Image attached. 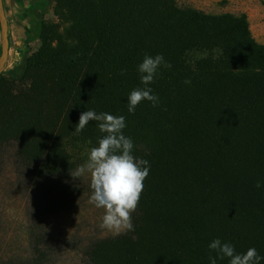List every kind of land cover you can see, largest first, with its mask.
Masks as SVG:
<instances>
[{
  "label": "trees",
  "instance_id": "trees-1",
  "mask_svg": "<svg viewBox=\"0 0 264 264\" xmlns=\"http://www.w3.org/2000/svg\"><path fill=\"white\" fill-rule=\"evenodd\" d=\"M56 2L60 23L38 18L32 39L41 47L22 51L19 69L0 76V169L12 149L36 196L34 224L79 200L82 182L70 172L104 134L95 121L73 131L94 110L125 117L132 154L150 170L134 232L94 241L79 264H210V255L229 264L208 247L217 238L264 257V45L247 16L183 9L177 0ZM146 54L172 67L148 85L158 106L144 100L130 114ZM31 237L27 264L50 263L47 239Z\"/></svg>",
  "mask_w": 264,
  "mask_h": 264
},
{
  "label": "rangeland",
  "instance_id": "rangeland-1",
  "mask_svg": "<svg viewBox=\"0 0 264 264\" xmlns=\"http://www.w3.org/2000/svg\"><path fill=\"white\" fill-rule=\"evenodd\" d=\"M177 1L183 9H197L211 15H246L253 37L264 45V0ZM4 5L9 20L11 42L9 62L5 71L9 76L19 69L22 51L33 53L39 50L41 41L31 38L27 46H22L18 37L13 3L11 0H4ZM56 6V0H51L46 11H42L44 22L60 23ZM30 23L32 31L35 32L39 21L34 18ZM1 39L0 26V57ZM14 162L15 152L7 148L0 169V264H27L32 259V230L47 239L46 247H50L52 252V261L48 264H79L85 251L94 241L113 236L99 227L104 210L89 203L92 190L88 174L79 179L82 182V194L74 206L60 211L57 205H54V213L49 214L40 224H34L33 204L36 196L28 177L16 171ZM46 190V187L45 190L41 187L37 192ZM53 199L55 204L57 197Z\"/></svg>",
  "mask_w": 264,
  "mask_h": 264
},
{
  "label": "clouds",
  "instance_id": "clouds-1",
  "mask_svg": "<svg viewBox=\"0 0 264 264\" xmlns=\"http://www.w3.org/2000/svg\"><path fill=\"white\" fill-rule=\"evenodd\" d=\"M161 66L165 69L172 67L161 54L155 57L146 54L138 65L137 71L144 87H137L128 95L127 110L130 114H134L137 105L144 100L151 102L152 107L158 106L159 96L154 95L148 85L160 74ZM125 71L122 70L121 75ZM184 83L190 84L191 80L186 79ZM90 121H95L98 131L104 135L98 138V146L90 149L87 161L70 172V175L73 179H80L88 174L92 190L89 203L104 210L99 224L102 230L113 236L134 232L132 213L138 207L143 182L149 174V161L138 159L132 154L133 141L122 131L126 127L124 116L86 110L80 114L73 135H79ZM256 187H261L259 181ZM208 247L217 253L219 259L228 258L229 264H260L264 259L255 248H249L245 253H236L231 243H222L218 238L212 240ZM209 260L210 264H217L216 257L210 255Z\"/></svg>",
  "mask_w": 264,
  "mask_h": 264
},
{
  "label": "crops",
  "instance_id": "crops-1",
  "mask_svg": "<svg viewBox=\"0 0 264 264\" xmlns=\"http://www.w3.org/2000/svg\"><path fill=\"white\" fill-rule=\"evenodd\" d=\"M13 3V12L17 20V31L19 41L25 46L27 40L33 36L30 21L42 17V11H46L49 0H11ZM48 4V5H47ZM38 13H40L38 15Z\"/></svg>",
  "mask_w": 264,
  "mask_h": 264
},
{
  "label": "water",
  "instance_id": "water-1",
  "mask_svg": "<svg viewBox=\"0 0 264 264\" xmlns=\"http://www.w3.org/2000/svg\"><path fill=\"white\" fill-rule=\"evenodd\" d=\"M0 26H1V47L2 54L0 57V76L5 73L10 55V36H9V20L4 5V0H0Z\"/></svg>",
  "mask_w": 264,
  "mask_h": 264
}]
</instances>
